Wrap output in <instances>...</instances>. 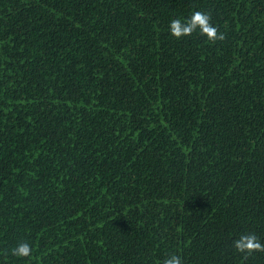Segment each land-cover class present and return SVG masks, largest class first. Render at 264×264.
Segmentation results:
<instances>
[{
	"label": "trees",
	"instance_id": "1",
	"mask_svg": "<svg viewBox=\"0 0 264 264\" xmlns=\"http://www.w3.org/2000/svg\"><path fill=\"white\" fill-rule=\"evenodd\" d=\"M197 10L224 40L170 34ZM246 233L264 0H0V264H264Z\"/></svg>",
	"mask_w": 264,
	"mask_h": 264
},
{
	"label": "clouds",
	"instance_id": "2",
	"mask_svg": "<svg viewBox=\"0 0 264 264\" xmlns=\"http://www.w3.org/2000/svg\"><path fill=\"white\" fill-rule=\"evenodd\" d=\"M197 31L212 43L225 39L224 34L218 32V29L211 23V16L207 12L193 11L186 20L177 18L171 20L169 24L170 34L177 39L191 36ZM232 246L245 257L250 256L254 252H264V243H261L259 238L253 233L241 234L233 241ZM32 252L33 249L27 242L19 243L15 248L11 249V254L17 258H28L32 256ZM163 264H183V262L179 255L173 254L166 258Z\"/></svg>",
	"mask_w": 264,
	"mask_h": 264
}]
</instances>
